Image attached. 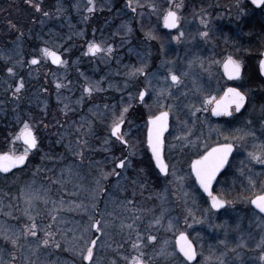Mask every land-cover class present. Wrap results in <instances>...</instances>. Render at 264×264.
<instances>
[{
  "label": "rangeland",
  "instance_id": "374dc122",
  "mask_svg": "<svg viewBox=\"0 0 264 264\" xmlns=\"http://www.w3.org/2000/svg\"><path fill=\"white\" fill-rule=\"evenodd\" d=\"M35 2L39 0H34ZM58 3L62 4L57 5L62 11L55 12L49 9V15L45 17L43 10L38 12L32 5L22 1L16 5L17 0H13L14 10L23 4L28 16L23 19L21 12L16 11L13 15L15 22H11L8 26L0 24V35H7V38L0 36V115L14 114L16 120L21 121L22 127L23 122L27 121L36 130L37 135H42L44 132L47 137L46 150L40 156L41 161L37 162L35 159L36 164L30 162L25 168L15 170L8 176L2 175L4 173L0 171V233H2L0 257L5 264L12 262L14 264H85L78 249L83 247L84 241L97 236L94 227L89 229L90 217L98 220L96 211H100L99 216H103L108 224L100 235L94 251L95 264H102L101 260H107V254L114 255L116 251L121 250L122 247L115 246V243L119 242L120 245L122 238L123 242L131 244L128 246L129 249H126L130 252V262L127 264H131V257L137 255V249L132 245L135 243L139 247L141 241L143 246L139 247V251L145 254L148 264H184L185 258L183 259L176 248L173 249L174 239L179 231L188 234L198 253L197 260L188 264H201V261L208 256L213 258L207 260L205 264H220L215 256L221 253H227L222 257L224 264H240L241 260L243 264H264V260L260 259L264 251L257 247V244L264 240V216L254 210L249 200L245 199L250 195L247 179L249 175H253L258 181V186L260 181H264V164L250 161L248 156L249 152L259 150L260 145L264 143V135L260 133L255 134L254 137L244 136V132L259 133L257 124L251 123L249 128L248 121L242 118L235 122H219L217 125L212 122L206 126L201 115L204 107L202 100L205 94L218 96L220 91L204 93L199 97L200 92L191 89L185 93L187 97L185 102L180 103L179 100L178 103L176 102L178 97L173 94H180L181 90L175 88L166 90L165 87L152 81L153 76L151 79L147 76L149 101L139 108L137 114L140 115L139 119H133L136 128L131 122L133 120H128L123 129V132L128 133L127 137H130L132 130L139 131L138 133L144 131L141 138L143 143L140 146L139 138L134 136L130 144L134 152L130 157L132 163L125 170L119 169L113 161L114 158H121L122 154L111 143L113 138L110 135V127L114 119L113 113L119 116L125 106L130 105L125 118L132 115V106L137 100V90L133 88V81L127 83L123 91L124 99L118 101L120 89L116 83L117 63L116 61L114 63L115 59H111L107 71L108 96L105 95V86L102 87L100 76L93 74L91 80L86 81L83 88H80V97L73 99L70 95L69 83L60 79L64 77L61 75L63 73L61 69L55 70L60 72V75H57L59 81L55 80L57 77L53 72L45 74L51 80L47 93L43 90L44 82L40 80L43 77L42 62L40 61L36 66L31 63L33 56L38 54L34 52L31 55L23 47L24 40H21V37L25 35L75 33L68 6H63V1ZM100 8H104L103 14L107 13L105 18L111 23L119 19L118 11L112 9L107 11L108 9L103 6ZM94 9L95 7L93 12H96ZM149 13L143 6L141 16L150 18L152 15ZM219 18L232 19L221 13ZM232 23L236 25L234 21ZM94 24L96 25V22ZM116 26L110 27L111 33L107 44L113 46L115 54L120 48L119 29ZM100 27L94 29L98 35H102ZM235 32L237 34V30ZM102 36L104 38H98L101 42L106 39V36ZM231 49L238 52L237 46ZM214 52L219 51L215 48ZM10 67L14 70L12 73L7 71ZM21 69L25 70L24 88L18 95L12 96L23 78L18 74L21 73ZM128 77L134 78L137 82L140 74ZM190 77L193 87L200 90V78L193 75ZM13 79L15 81L11 82ZM46 82L48 83V80ZM89 85L94 89L91 93L86 91ZM200 91L207 90L202 88ZM82 92L86 94L85 99L81 96ZM256 96L257 93L253 97ZM169 108L173 109V117L170 118V127L165 136L169 172L166 176L158 173L150 177L146 174L148 171L146 163L149 164L150 161L147 158L148 149L145 145L147 124L145 117ZM196 108L200 110L196 111ZM229 123H232L231 129ZM223 126L228 127L224 134L232 133L231 137L229 135L230 138L241 136L244 138L231 139L236 141L238 149L233 164L216 186L217 193H221L232 203L226 205L224 209L208 211L210 208L208 197L202 196L190 170L184 165H180L181 167L178 165L189 163L197 154L203 152L204 145L200 143L204 140L201 139L204 132L209 139L211 137L215 139L216 135L219 136L220 132H224ZM238 129L240 131H237ZM95 132L99 133L94 134ZM189 140L192 142L189 143ZM113 168L122 173L119 178L110 175L106 179H100L101 171L110 172ZM241 169L244 171L242 172ZM146 178L147 181L141 180ZM148 179L153 180L148 183ZM27 190L38 197L33 201L30 210L38 225L34 237L19 235L27 231L25 225L32 223L25 211ZM136 196L148 197L151 202L146 204L148 201L141 198V203L145 205L137 208L132 198ZM101 199L108 200L111 208L112 206L114 208H110L109 212L104 208L102 214ZM93 204L96 208L92 207ZM156 219L161 220L159 225L155 223ZM169 221L174 225V229H169ZM121 225L124 227L122 228ZM128 225L132 227L129 228ZM46 232L53 233L50 239L55 240L59 245L65 244L60 256L57 254L51 256L54 246L42 243ZM137 233H140L139 238ZM5 236L18 237L22 247L13 245L11 239H5ZM149 236H156L157 239L151 240ZM165 241L168 242L167 245ZM37 244L39 248L36 247ZM173 251L177 255L165 254ZM237 253L240 255L237 256Z\"/></svg>",
  "mask_w": 264,
  "mask_h": 264
},
{
  "label": "flooded vegetation",
  "instance_id": "af4514ba",
  "mask_svg": "<svg viewBox=\"0 0 264 264\" xmlns=\"http://www.w3.org/2000/svg\"><path fill=\"white\" fill-rule=\"evenodd\" d=\"M20 1L27 3V0H17L16 5H18ZM62 1L64 4L63 6H68L70 10L71 23L75 27L74 34H38L25 35L21 37V40H24L23 47L25 50L29 51L31 55L36 52L38 55L35 57H39V63L40 61L42 62L43 77H41L40 80L42 79L44 82L42 83L44 85V92H49V81H51L49 80L50 78L46 77L45 74H48V72H53L57 77V75H60V72H56L55 70L61 69L63 72L61 75H64V77L60 79L69 83V91L73 99L80 97V88H83V86L86 84V81L91 80L90 77L93 76V74L100 76L102 81L101 85L102 87L105 86V95L108 96L109 79L107 71L110 65L109 61L111 59H115L114 63L116 61L118 71L116 83H118V89H120V91H118V101L124 99L125 95L123 91L127 83H130L131 80L134 83L133 88L137 90V100L132 106L133 113L132 115L128 116L127 119L125 118L126 123L128 120H138V116H140L137 115L139 113V108L142 104H146L149 101V86L148 88L146 87L148 85L146 83L147 76L149 79H151L153 76L154 78H152V81L154 80L157 85L165 87L166 90L167 88L169 90L174 88L181 90L180 94H173V96L178 97L176 102L180 100V103L185 102V98H187L185 93L189 92L191 89L193 91H199V97L204 95V93L220 91V94L217 96V98H219L223 95V91L228 87H239L241 84H243L242 90L247 91L250 98V102L246 103L244 109H241L238 113L233 112L232 116H215L211 111V108L214 107V105H211L208 107L209 110L207 112L204 110L201 112V115L204 118L202 120L207 126L208 124H212V122L217 125L219 122H235V120L243 118V120L246 122L251 121V123L257 124L256 127H258L260 130L259 133L255 134L261 133L262 136L264 135V117L261 116L260 111L261 106L264 105V71H261L259 68V61L264 59V6L256 5L252 2V0H139L140 6H137L135 0H133L132 6L128 7V0H95L94 10L96 12H89L88 9L92 7V0H67L68 2L65 0ZM62 1L39 0V2L42 4L43 12L48 13L49 9L55 10L56 12L57 5H62L58 2ZM100 1L102 2L99 3ZM173 2L175 4H183V7L179 9V14L181 16L180 28L184 31V36L181 37L180 40L174 39V37L179 34V30L167 28L163 23V14L166 12L168 7L173 4ZM152 3L157 5L156 10H153V8L150 7V4ZM110 4L112 5L111 7L109 6ZM98 5L100 7H106L108 9L107 11L111 9L118 11L119 19L116 21L114 20L111 23L109 19L105 18L107 13L105 12L106 14H103L104 8H100ZM143 6L145 11H149L151 13L152 16L150 18H143L141 16V10ZM16 11H20L23 19H26L27 10L24 9L23 4L21 7L17 6L14 10L13 0H0V24H3V26H8V24H11V22H15L16 20L14 19L13 15ZM219 13L228 15L232 19L229 20L228 18H219ZM202 16L205 20H207V24L201 23ZM232 21H234L236 25H234ZM95 22L96 25L94 24ZM53 25H55V23H53ZM116 25L119 29L118 37L120 44L117 54H115L116 52L114 51L111 54L106 52H100L96 54L88 52V43L92 41L101 43L103 47H106L109 43V33H111L110 27ZM98 26H101L100 29L102 31V35L106 36V39L102 42L98 38L104 37L102 35L96 34L94 30L96 28L98 29ZM128 26L131 27L130 32L128 31ZM236 30L237 34L235 32ZM150 31L153 33L152 37L147 35V33ZM205 31L209 33L208 37L199 35V33ZM2 38H7V35L2 36ZM234 46H237L238 52L231 49ZM45 47H48L52 51L59 52L62 59L67 61V63L56 64L50 57L45 56L42 53L41 50ZM215 48H217L219 52H214ZM100 54L102 55L99 56ZM229 54L233 55L237 59H240L244 64L242 76L238 80L230 78L225 72L222 64L215 63V61H219ZM38 64L32 65L36 66ZM201 64H203V66H201ZM63 65L64 67L62 68ZM141 65H144L145 69L143 73H140V77H137L136 82L134 78L128 77V73H130L134 67L139 68ZM171 72H175L178 76H180L181 82L179 84L171 81ZM18 74L22 75V79H26L24 76L25 70L21 69V73ZM18 74L13 75L15 76ZM190 75L199 77L201 80L200 90L205 88L207 91L201 92L199 89L193 87L194 84L191 81ZM165 77H167V79H165ZM47 80L48 83L46 82ZM55 80L59 81L58 77ZM14 81L15 79L11 80V82ZM146 88L148 89V93L144 100L141 101L139 93L144 91ZM254 92L257 93L256 98L253 97L255 94ZM81 96L83 99L86 98V94L83 92ZM161 111L169 112V129L170 118L173 117V109L171 110L169 108V110ZM159 112L155 115H158ZM15 116L16 115L14 114L0 115V152L10 151L13 148L16 150L17 154L23 151V141H14L15 135L18 134L22 128L20 124L21 121L16 120ZM148 117H145L146 121ZM243 120L240 121L244 122ZM131 122H133V126L135 127V121L133 120ZM251 123H249L248 126L252 125ZM229 125L231 129L232 123H229ZM124 128L125 124L122 126V131ZM223 129L224 132H220L219 136L216 135L215 139H212V137L209 139V136L205 135L204 132L201 136V139L203 138L204 140H201L202 143H200L204 146L205 144L214 146L217 143L226 142H232L235 144L232 155L229 157V163L221 170L217 176V180L213 183L214 193H217V184L226 174L227 169L233 164V160L238 149V144L236 141L225 139V137H229V135L230 137L232 136V133L229 135L224 134L228 130V127L223 126ZM147 130L148 125L146 124L145 145L148 149L147 158L150 161L149 164L146 163L148 170L146 174L150 177H152V174L155 175L158 173H160L162 176H166L165 173H161L158 167L155 166L154 158L151 155L149 147L147 146ZM167 131L164 133L165 145V136ZM138 132L139 131L132 130L130 132L131 138L129 136L125 137L126 139H129L130 144L135 136V138H139V145H142L143 140H141V138H143L142 133L144 131L140 133ZM98 133L99 132H95L94 134ZM37 136L39 140L38 149H34L32 153H30L29 160L26 162L24 167L20 166L17 169L11 170L9 173H1L2 175H11V173H13L15 170L25 168L28 163L30 164V162H32V164H36L34 162L35 159H37V162L41 161L40 156L45 153L47 137L44 132L42 135L38 134ZM112 138L113 142L111 143L115 145L117 148L116 150L122 154L121 158L128 155L129 145L123 144L115 137ZM165 158L166 160L168 158V156H166V151ZM190 162L186 164L181 163L178 166L184 165L188 170H190ZM141 180L147 181V178ZM152 180L153 179H148V183H150ZM194 180L196 183L195 177ZM198 189L203 197H208L209 201L210 197L206 195L204 191L199 188V186ZM132 198L135 207L137 208L143 207V205H145L141 203V198H144L148 201L146 204L151 202L148 197L136 196ZM104 208L107 210V212H109L111 205L108 200L101 199L102 214L104 212ZM113 208L114 206H112L111 209ZM117 208H119V206H117ZM96 214L97 219L100 220V211H96ZM94 230H96L95 227ZM100 235H102V232L97 231V236L94 238L97 240L95 248H97L99 240L97 238H100ZM177 235L175 237H177ZM123 241L124 239L122 238L120 245L119 242L115 243V246L117 245L122 247V249L116 251L114 255L107 254V260H101L102 264H113V261H115V264H127V262H130V252H128L126 249H129L128 246L131 244L130 242L125 243ZM64 245L65 244H61L59 248L53 247V251L50 255L54 256L57 254L60 256L64 251V249H62ZM176 250H178L177 247ZM180 254L183 256L182 253ZM123 258L126 260H123ZM84 262L85 264H90L88 261Z\"/></svg>",
  "mask_w": 264,
  "mask_h": 264
},
{
  "label": "snow or ice",
  "instance_id": "6c2138e0",
  "mask_svg": "<svg viewBox=\"0 0 264 264\" xmlns=\"http://www.w3.org/2000/svg\"><path fill=\"white\" fill-rule=\"evenodd\" d=\"M252 2L256 5L264 6V0H252ZM27 3L32 5L33 8L40 12L42 11V4L40 2H35L34 0H27ZM133 3V0H128L127 6L131 7ZM135 3L137 6H140L139 0H135ZM95 7V0H92V7L88 9L89 12L93 11V8ZM150 7L153 8V10H156L157 5L152 3L150 4ZM183 7V4H175L173 2L172 5L168 7L166 12L163 14V23L167 28L171 29H178L179 34L174 37L176 40H180L181 37L184 36V31L180 28L181 25V16L179 14V9ZM62 11L59 7L57 8V12ZM43 15L47 17L49 15L48 12H43ZM201 23L207 24V20L201 17ZM128 31H131V27L128 26ZM150 37L153 36V33L150 31L147 33ZM200 36L208 37L209 33L207 31L199 33ZM42 53L45 56L50 57L56 64L61 63H67V61L63 60L59 52L52 51L48 47L43 48ZM113 51V46L108 45L106 47H103L101 43H98L96 41H92L88 43V52L96 54L100 52H106L108 54H111ZM202 59V58H198ZM19 63V61H17ZM39 63V57H33L32 64H38ZM163 63V62H162ZM215 63H220L223 65V68L227 75L232 79H240L242 76V70L244 67L243 62L240 59L235 58L233 55L229 54L225 58L215 61ZM203 66V64H201ZM259 68L261 71H264V59H261L259 61ZM145 69L144 65H141L139 68H133V70L129 73L131 76H135L137 74L143 73ZM7 71L9 73H12L14 70L13 68H8ZM171 71V70H169ZM167 79V77H165ZM171 81L179 84L181 82L180 76H178L175 72H171ZM59 87V85H58ZM24 88V80L21 79L19 84L16 86V90L13 92V95L16 96L19 94L20 90ZM243 89V84L239 87H228L226 90L223 91V95L217 98V96L212 94H205L202 104L205 106L204 111H208V106L214 105V107L211 108V111L215 113L217 116L220 115H227L232 116L233 112H240L241 109L245 108L246 103L250 102V98L248 95V92ZM93 87L89 85L86 89L88 93L93 92ZM148 93V89L146 88L144 91L139 93L140 100L143 101L145 96ZM170 94V93H169ZM131 95V94H129ZM107 107V106H105ZM129 106H125L121 111L120 115L116 116L115 113H113L114 119L112 121L111 127H110V135L112 137H115L118 141L122 142L125 145H129V154L126 156H123V158H114V163H116V166L121 169L125 170L128 166L131 165L132 161L130 157L134 155V152L132 151V146L129 143V139H126V135L128 133H125L122 131V126L125 124V114L128 113ZM195 107V106H193ZM199 108H196V111H199ZM261 116L264 117V105L261 106ZM168 117L169 112L168 111H161L158 115H152L147 118V146L151 149V155L154 157L155 160V166L158 167V169L167 174L169 172V163L165 158V141H164V133L168 129ZM248 123H251V121H248ZM237 131H240L239 129ZM255 136L254 132H244V136ZM244 137H236V138H230L225 137L226 140L228 139H243ZM14 141H23V151L20 153H16V150L13 148L10 151L6 152H0V170L3 172H9L10 169L16 168L18 165H25L26 162L29 160V155L32 153L34 149H38L39 140L37 136L36 130L33 128V126L27 122H23V127L20 129V132L15 135ZM192 141L189 140V143ZM235 147V144L232 142H226V143H217L214 146H209L205 144L203 153L197 154L195 159H191L190 162V172L195 174V179L199 182L200 186L204 189L205 192L208 193V196L211 198V206L208 209V211H211V209H221L225 205H228L232 202L228 201L223 197L221 193H214L213 192V183L217 180L218 174L221 172V169L225 168V166L229 163V157L232 155L233 149ZM82 155V154H81ZM250 161H256L260 164H264V143L260 145L259 150L252 151L248 153ZM243 172L244 170L241 169ZM121 172L116 171L115 168H113L110 172L108 171H101L100 173V179H106L107 176L114 175L117 178L121 176ZM248 179V190L250 195L245 197V199L249 200V202L255 206L256 209H259L260 213H264V181L259 182L253 177V175H249L247 177ZM97 184L99 186V180L97 181ZM186 195V194H185ZM38 197L34 194H30V190H27L25 192V201H26V214L29 215V219L32 220V223L30 225H25L24 228L27 230L26 232H21L19 235L21 236H36V229L38 225L35 223V220L33 219L31 215V209L33 207V201L36 200ZM93 208H96V205L93 204ZM199 222V221H194ZM156 224H160L161 220L156 219ZM185 223L187 224V220H185ZM108 221L104 220L103 216L100 220H96L94 217H90V224L89 229L92 227H95L97 231L103 232L104 228L107 226ZM123 228L124 225H121ZM129 228H131V225H128ZM169 229H174V225L171 221L168 222ZM2 234V233H0ZM53 233L46 232L45 237L42 239V243L44 245L52 244L54 247L59 248L60 245L55 242V240L50 239L52 237ZM140 233H137V237L139 238ZM151 240H156V236H149L148 237ZM5 239H11V243L16 246H20L19 244V238H10L8 236H5ZM99 239V238H97ZM97 244L96 239H90L84 241L83 247H80L78 249L79 254L83 261H88L90 264H95L94 261V248ZM168 242L165 241V245H167ZM134 249H137V255H134L131 257V264H148V259L145 258V254L142 251H139V247L143 246V241L140 242V245L138 247L137 244L132 245ZM37 248H39V244L36 245ZM178 247L179 253L183 254V257L186 258L184 260V264H188V261H195L197 258V250L195 245H193L192 241L188 238V234L184 231H179V234L177 237H175V241L173 244V249ZM239 247V246H238ZM258 248H261L262 251H264V240H261L259 244H257ZM166 255H172L175 256L177 253L175 251L171 253H165ZM224 255H227V253H221L219 256H215L216 260L220 261V264H224V261L222 260V257ZM240 253H237V256H239ZM212 256L205 257L204 261H201V264H205L207 260L212 259ZM260 259L264 260V255L260 257ZM0 264H5V261L2 257H0ZM14 264V262H12ZM113 264H115V261H113ZM240 264H243V261L241 260Z\"/></svg>",
  "mask_w": 264,
  "mask_h": 264
},
{
  "label": "water",
  "instance_id": "95a60500",
  "mask_svg": "<svg viewBox=\"0 0 264 264\" xmlns=\"http://www.w3.org/2000/svg\"><path fill=\"white\" fill-rule=\"evenodd\" d=\"M214 115L217 116L215 113H214ZM165 132H166V131H165ZM149 150H150V152H151V149H150V148H149ZM153 158H154V157H153ZM154 161H155V160H154ZM20 166H23V165H18L16 168H18V167H20ZM13 169H15V168L10 169V171L13 170ZM221 170H222V169H221ZM0 171L3 172L2 170H0ZM10 171H9V172H10ZM9 172H3V173H9ZM161 173H163V172H161ZM193 175H194V177H195V174H194V173H193ZM196 182H197V185L199 186V188H200L201 190L204 191V189L200 186L199 182H198L197 180H196ZM204 193H205L206 195H208L207 192L204 191ZM210 206H211V198H210ZM252 206L254 207L255 210H257L258 212H260L259 209H256V208H255L254 205H252ZM221 209H222V208H221ZM221 209H214V210H221ZM261 214L264 215V213H261ZM177 236H178V235H177ZM188 238H189V236H188ZM189 239H190V238H189ZM190 240H191V239H190ZM191 241H192V240H191ZM192 243H193V245H195L193 241H192ZM195 247H196V246H195ZM177 249H178V247H177ZM178 250H179V249H178ZM185 259H186V258H185ZM196 260H197V258H196ZM196 260H195V261H196ZM195 261H188V262H189V263H194Z\"/></svg>",
  "mask_w": 264,
  "mask_h": 264
}]
</instances>
